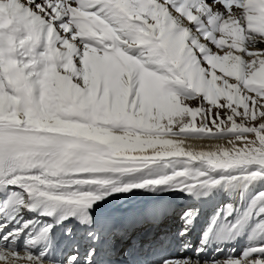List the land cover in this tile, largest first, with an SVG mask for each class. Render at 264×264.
I'll return each mask as SVG.
<instances>
[{
    "label": "snow or ice",
    "instance_id": "obj_1",
    "mask_svg": "<svg viewBox=\"0 0 264 264\" xmlns=\"http://www.w3.org/2000/svg\"><path fill=\"white\" fill-rule=\"evenodd\" d=\"M0 264H264V0H0Z\"/></svg>",
    "mask_w": 264,
    "mask_h": 264
},
{
    "label": "bare ground",
    "instance_id": "obj_2",
    "mask_svg": "<svg viewBox=\"0 0 264 264\" xmlns=\"http://www.w3.org/2000/svg\"><path fill=\"white\" fill-rule=\"evenodd\" d=\"M191 147H193L196 150H207L210 147H213L215 144H222L223 141H190L188 142ZM169 197V200L172 201L176 206L178 207H195L200 209V216L198 218V224L197 226L202 222L205 221L206 224L208 223V218L210 215H213V213L216 210V207L218 204H223L229 202V196L226 191L220 190L219 192H214L212 196L210 197H204L200 195L199 198H196L195 196L192 197H185L182 193L181 194H166ZM142 199H148V196H138L133 198V202H139ZM218 199H220L219 202H215ZM197 226L194 229L191 239L194 243H198L199 241V234L197 231ZM246 237H242L235 241L234 243L226 245L227 248L236 247L237 251L239 252L244 243H245Z\"/></svg>",
    "mask_w": 264,
    "mask_h": 264
}]
</instances>
